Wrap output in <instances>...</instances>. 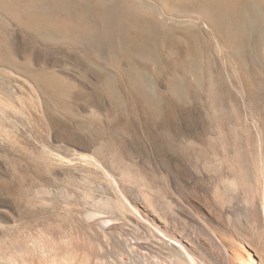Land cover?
Listing matches in <instances>:
<instances>
[{"label": "rangeland", "instance_id": "1", "mask_svg": "<svg viewBox=\"0 0 264 264\" xmlns=\"http://www.w3.org/2000/svg\"><path fill=\"white\" fill-rule=\"evenodd\" d=\"M0 3V263L76 238L90 201L117 200L114 170L159 184L179 150L264 133V0H234L232 25L211 0Z\"/></svg>", "mask_w": 264, "mask_h": 264}, {"label": "bare ground", "instance_id": "2", "mask_svg": "<svg viewBox=\"0 0 264 264\" xmlns=\"http://www.w3.org/2000/svg\"><path fill=\"white\" fill-rule=\"evenodd\" d=\"M211 2L232 25L234 0ZM26 7L32 13V5ZM42 17L33 19L40 25ZM59 20L50 22L52 29L66 24ZM219 137L209 152H191L186 160L187 150H179L182 163L160 161L154 168L165 173L159 184L146 173L112 166L118 202L108 194L88 200L76 238L46 234L35 248L0 264H264V133L258 131L251 149L233 143L231 132Z\"/></svg>", "mask_w": 264, "mask_h": 264}]
</instances>
